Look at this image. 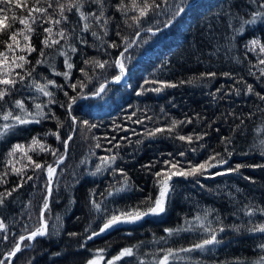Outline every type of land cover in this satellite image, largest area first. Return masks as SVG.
Returning a JSON list of instances; mask_svg holds the SVG:
<instances>
[{"label":"trees","instance_id":"1","mask_svg":"<svg viewBox=\"0 0 264 264\" xmlns=\"http://www.w3.org/2000/svg\"><path fill=\"white\" fill-rule=\"evenodd\" d=\"M94 257L264 264V0H0V264Z\"/></svg>","mask_w":264,"mask_h":264},{"label":"water","instance_id":"2","mask_svg":"<svg viewBox=\"0 0 264 264\" xmlns=\"http://www.w3.org/2000/svg\"><path fill=\"white\" fill-rule=\"evenodd\" d=\"M189 4H186V6H188ZM185 6V7H186ZM183 9H181L179 11V13L176 15V17L182 12ZM175 17V18H176ZM175 18L172 19L168 24H166L162 29H165L167 28L168 26H170L174 21H175ZM162 29H159L157 31H160ZM117 69L118 71L121 70V66H120V58L117 59ZM121 78V75L120 73L117 74L113 79H111L110 81H108L107 83H114L116 82L117 80H119ZM101 88H102V85L99 86L98 88V91H97V94L95 96H98L99 93L101 92ZM84 97H87V96H84ZM84 97H81V98H84ZM80 98V99H81ZM63 160V159H62ZM62 160L59 162L61 163ZM50 172L51 170L48 172L47 174V177L49 178L50 176ZM50 196V192L48 193V197ZM164 201V197L162 196L161 199H160V202H158L154 207H152L151 210H149L148 212H145V213H142V214H139V215H134V216H129V217H123V218H117V219H114L112 221H109L107 223H105L96 233H94L92 235L93 238H96L98 236H101V235H104L110 231H112L113 229H116V228H119V227H122V226H130V225H133V224H136V223H139L143 220H145L146 218L148 217H151V216H155L157 215L160 210H161V206H162V202ZM43 222V220H42ZM44 231L40 228L39 230L37 231H34V232H31L30 234L28 235H23L21 237L18 238V243L12 253L11 256H13L15 253H17L20 249V246H21V242L22 240L25 238V237H36V236H41L43 235Z\"/></svg>","mask_w":264,"mask_h":264},{"label":"rangeland","instance_id":"3","mask_svg":"<svg viewBox=\"0 0 264 264\" xmlns=\"http://www.w3.org/2000/svg\"><path fill=\"white\" fill-rule=\"evenodd\" d=\"M178 17V16H177ZM176 17V18H177ZM176 18H175V20H176ZM174 23V22H173ZM172 23V24H173ZM169 27V26H168ZM155 32H158V31H155ZM118 58H120V57H118ZM117 58V59H118ZM120 66H121V63H120ZM120 71H122V67H121V70ZM120 73V75H121V78L119 79V80H117L116 81V83L117 82H121L122 80H123V78H124V76L122 75V73L121 72H119ZM118 73V74H119ZM100 94V93H99ZM96 95V94H95ZM95 95H93V96H87V97H84V98H81V99H79V100H82V99H85V98H89V97H92V98H95V97H97V96H95ZM76 102V101H75ZM75 102H72L71 104H74ZM72 116V115H71ZM72 118V120H73V122L75 123V118L72 116L71 117ZM72 135V134H71ZM63 161V160H62ZM60 164V163H59ZM56 167V166H55ZM55 167H52V168H50L49 170H48V172L51 170V172H50V176H49V178H48V180H49V189H48V193L50 192V194H51V184H52V178L54 177V175H55ZM50 197V196H49ZM122 227H126V226H122ZM42 229L43 231H44V233H43V235H41V236H44L45 234H46V224L44 223V221L42 222V220H41V224H40V226H39V229ZM119 228H121V227H119ZM38 229V230H39ZM37 231V230H36ZM34 232V231H33ZM28 234H30V233H27V234H25V235H28ZM24 235V236H25ZM21 237V236H20ZM36 237H39V236H36ZM25 238H29V239H33V238H35V237H25ZM21 247V246H20ZM20 250V249H19ZM12 255V254H11ZM10 255V259L12 258V256ZM10 261V260H9ZM101 258H99V257H94L92 260H90L87 264H101Z\"/></svg>","mask_w":264,"mask_h":264},{"label":"bare ground","instance_id":"4","mask_svg":"<svg viewBox=\"0 0 264 264\" xmlns=\"http://www.w3.org/2000/svg\"><path fill=\"white\" fill-rule=\"evenodd\" d=\"M72 117V116H71Z\"/></svg>","mask_w":264,"mask_h":264}]
</instances>
